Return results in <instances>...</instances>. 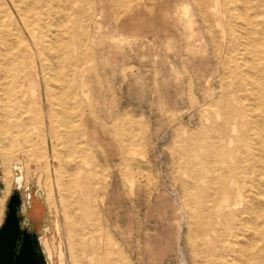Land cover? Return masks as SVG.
Returning a JSON list of instances; mask_svg holds the SVG:
<instances>
[{"label":"rangeland","instance_id":"obj_1","mask_svg":"<svg viewBox=\"0 0 264 264\" xmlns=\"http://www.w3.org/2000/svg\"><path fill=\"white\" fill-rule=\"evenodd\" d=\"M228 1L42 0L29 34L0 0V144L20 139L16 63L40 134L27 154L8 153L7 180L0 146V224L13 189L29 230L37 201L46 264H251L264 161L259 185L220 176L247 153L236 148L244 135L264 156V71L251 24L224 12ZM246 198L249 211L225 216Z\"/></svg>","mask_w":264,"mask_h":264},{"label":"bare ground","instance_id":"obj_2","mask_svg":"<svg viewBox=\"0 0 264 264\" xmlns=\"http://www.w3.org/2000/svg\"><path fill=\"white\" fill-rule=\"evenodd\" d=\"M10 2L12 3L14 10L18 14L20 23L30 34V9L35 4L41 5L42 0H10ZM228 2H231V5L229 7H225L224 12L229 13L228 15L230 17L233 16L230 14L232 12L233 14H236L238 17L243 18L244 24L246 25L251 24V27L253 29L252 32H254L255 35L254 39L259 44V51H260L261 59L263 61L262 64L260 62L261 65H259V69L260 71H264V0H229ZM258 4L259 5L262 4L261 8L257 6ZM246 11L248 12V20L245 19ZM14 69H15L14 81L16 84L13 86L11 93L14 96L13 108L15 109V111L12 112L11 116L12 118H14V121L10 120V125L12 126L13 132H15L16 134L20 133V139L17 140L16 147H11V144L8 145L3 144V142L0 144V146L2 147L1 165L3 169V175L6 180L8 179V162H9L8 153H11V151L14 152L16 150L27 154L30 151V146L33 147V145L38 140H40V134L37 131H33L32 129L33 124L36 122V115H35L36 113L34 107L30 106V102H29L30 100L28 99L27 96L28 92L30 93L33 90L32 85L30 87V79L28 81L27 79L28 77L26 78L25 74L27 73L24 71L21 63L14 64ZM5 71L6 70L4 67H0L1 73L2 72L4 73ZM4 114H6V111L3 113V118L0 123L1 126L0 134L2 135H4L5 126H6ZM256 137L257 139L259 138V136ZM246 138H248V136L246 135L242 136V140H243L242 144L237 146L236 148L243 149L244 152L247 151V153L242 154L238 158L236 157L237 158L235 161L236 165L232 167L226 166L225 170H223L222 175L220 176L222 177V180L223 177L225 178L227 176L230 177L229 181L236 180L239 189H241V187H243L244 184H246L247 182L251 184L254 181L255 186L260 184L259 177H256L255 174L260 173L258 172L260 170L257 168V164L263 163L264 161V156L262 152H259L257 154H255L254 151H251L252 153L248 152L249 146L246 142H244V139ZM258 141H260L261 150H264V139L260 138ZM34 154H36V152ZM14 161L19 163V168L21 169L20 159L17 158ZM37 175L40 178H42L43 172L39 171ZM38 176H37V182L39 186L43 188L44 184L42 183V179L40 180ZM219 188L222 192H225V186L223 185V183L219 186ZM7 189H8V185H6L5 191L3 193V196L0 198V201L3 200V197L5 196ZM46 189L49 192L48 186L46 187ZM48 192H47V197L49 195ZM259 193L260 192H256V194ZM223 194L225 195V193ZM223 198L221 200H223ZM250 209H251V205L249 204V199L246 198L244 205L240 209H238L236 212L235 211L228 212L226 213L225 216L230 218L240 217L241 214H243L245 211H249ZM262 209L264 211V206L262 207ZM257 217H259L258 224L256 219ZM238 219L239 218H237V226L234 225L231 229L227 228L225 230L226 232L225 235L230 233L235 234V231H233V229L234 228L240 229L242 227L243 223L242 221H238ZM251 222H252L251 229L253 230L252 235H255V232L258 231V238L260 242H259V246L250 255L249 257L250 262L251 264H264V212L260 215L259 214L254 215ZM44 244L46 243L44 242Z\"/></svg>","mask_w":264,"mask_h":264},{"label":"water","instance_id":"obj_3","mask_svg":"<svg viewBox=\"0 0 264 264\" xmlns=\"http://www.w3.org/2000/svg\"><path fill=\"white\" fill-rule=\"evenodd\" d=\"M21 179L22 175L15 177L18 184ZM20 205V193L13 189L0 224V264H46L38 234L22 225Z\"/></svg>","mask_w":264,"mask_h":264},{"label":"flooded vegetation","instance_id":"obj_4","mask_svg":"<svg viewBox=\"0 0 264 264\" xmlns=\"http://www.w3.org/2000/svg\"><path fill=\"white\" fill-rule=\"evenodd\" d=\"M28 216L30 218V226L33 229H30V231H34V229L39 226L42 217V208L37 201L31 202L30 209L28 210Z\"/></svg>","mask_w":264,"mask_h":264}]
</instances>
